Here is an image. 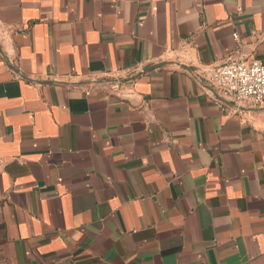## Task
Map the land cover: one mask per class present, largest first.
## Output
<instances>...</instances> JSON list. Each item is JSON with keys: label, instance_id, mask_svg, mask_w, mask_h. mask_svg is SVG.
Instances as JSON below:
<instances>
[{"label": "crops", "instance_id": "0c3cea01", "mask_svg": "<svg viewBox=\"0 0 264 264\" xmlns=\"http://www.w3.org/2000/svg\"><path fill=\"white\" fill-rule=\"evenodd\" d=\"M264 0H0V264H264Z\"/></svg>", "mask_w": 264, "mask_h": 264}, {"label": "built area", "instance_id": "2783aa9c", "mask_svg": "<svg viewBox=\"0 0 264 264\" xmlns=\"http://www.w3.org/2000/svg\"><path fill=\"white\" fill-rule=\"evenodd\" d=\"M237 52L223 64L206 70V79L220 98L238 108L264 104V63L241 55L242 44L237 33Z\"/></svg>", "mask_w": 264, "mask_h": 264}]
</instances>
